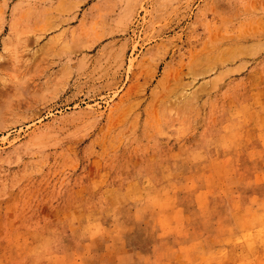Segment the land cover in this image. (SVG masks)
<instances>
[{
  "label": "rangeland",
  "instance_id": "rangeland-1",
  "mask_svg": "<svg viewBox=\"0 0 264 264\" xmlns=\"http://www.w3.org/2000/svg\"><path fill=\"white\" fill-rule=\"evenodd\" d=\"M0 264H264V0H0Z\"/></svg>",
  "mask_w": 264,
  "mask_h": 264
}]
</instances>
